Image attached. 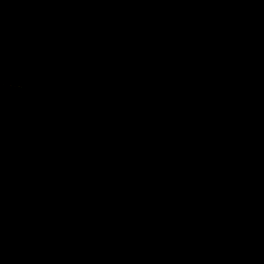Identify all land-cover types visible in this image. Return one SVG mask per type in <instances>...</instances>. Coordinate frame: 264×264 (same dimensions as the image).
Segmentation results:
<instances>
[{"label":"water","instance_id":"1","mask_svg":"<svg viewBox=\"0 0 264 264\" xmlns=\"http://www.w3.org/2000/svg\"><path fill=\"white\" fill-rule=\"evenodd\" d=\"M0 264H264V0H0Z\"/></svg>","mask_w":264,"mask_h":264}]
</instances>
